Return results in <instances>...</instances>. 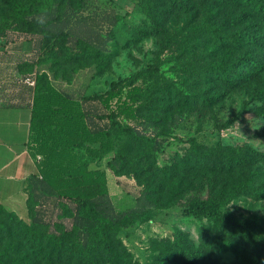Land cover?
Here are the masks:
<instances>
[{
  "label": "rangeland",
  "instance_id": "1",
  "mask_svg": "<svg viewBox=\"0 0 264 264\" xmlns=\"http://www.w3.org/2000/svg\"><path fill=\"white\" fill-rule=\"evenodd\" d=\"M30 2L0 0V104L26 103L36 80L86 100L88 113L106 124L115 156L78 152L105 172L115 211L146 207L151 218L104 229L103 244L67 217L73 205L33 181L28 220L0 211V250L16 245L14 259L27 255L20 264H264V118L255 111L264 108V19L243 0H36L33 20L54 39L70 31L61 47L19 28L17 12ZM237 31L256 40L225 38ZM244 56L257 67L237 64ZM217 66L224 72H213ZM139 71L147 73L134 82L150 94L136 119L93 98ZM207 197L235 222L253 214L262 221L241 232L188 213V202ZM31 218L50 230L75 224L78 249L68 253L65 239L50 252L48 233L36 234L44 256L35 261L23 227Z\"/></svg>",
  "mask_w": 264,
  "mask_h": 264
},
{
  "label": "trees",
  "instance_id": "2",
  "mask_svg": "<svg viewBox=\"0 0 264 264\" xmlns=\"http://www.w3.org/2000/svg\"><path fill=\"white\" fill-rule=\"evenodd\" d=\"M247 5H251L259 17L264 19V0H243ZM36 0H31L27 8H21L16 15L15 22L19 28L26 33L44 34L47 41L54 39L53 34L44 26L32 19V15L38 14ZM207 32L216 38L221 36L214 30L208 29ZM71 36L69 30L60 31L57 39L52 45L65 46ZM232 43L240 41H255L256 37L244 32L237 31L225 37ZM237 64L247 67H257V62L247 56L239 57ZM213 72H224L221 67H215ZM147 71H139L133 76L118 82H112L108 90L103 94L93 96L100 104L113 115L116 113L122 119L134 120L139 109L143 108L150 94V90L137 85L134 81L142 77ZM225 79L227 76L222 74ZM264 95V90L261 91ZM86 100L75 99L68 94H64L53 86L41 87L40 81L36 80L32 92V103L29 120V149L33 157L39 155L40 161L36 160L35 173L27 184V209L28 219L30 215V189L29 185L36 181L44 190L52 195L59 203L73 205L69 209V219L77 217L85 226L87 234L97 239L103 244L107 243L104 229L119 230L133 225L136 222L150 220L151 216L146 207H133L124 211H115L108 198V187L106 174L99 168H90L88 161L83 158V154L90 158H102L109 155L113 159L115 154L112 138L107 131V126L101 123L97 117L95 121L88 113L84 103ZM257 115L264 118V108L256 107ZM115 114V115H116ZM83 149V154L78 149ZM189 214L202 218L214 219L229 228H234L245 232L246 229L259 225L262 218L251 215L243 222H235L231 217L220 210L217 202L211 198L194 199L186 204ZM0 211L5 212L13 218L17 215L5 211L0 207ZM20 219V218H19ZM24 231L30 232L33 236L32 256L36 261L43 254L41 243L36 242V234L48 233V242L51 251L58 248L65 239H68V253L75 252L79 247L76 241L79 235L76 233V225L71 224L70 228L64 223H57L52 230L42 225L36 219L31 218L28 226H23ZM7 237L12 238L14 234L6 226ZM222 246L229 247V243H222ZM61 247V246H60ZM59 253V250L57 251ZM17 254L16 245L9 243L3 250H0V264H20L26 259V254L21 258L14 259ZM37 255V256H36ZM36 256V257H35ZM44 256V255H43ZM51 259V254L46 255ZM248 260L257 263L258 258L250 255ZM27 264V263H25Z\"/></svg>",
  "mask_w": 264,
  "mask_h": 264
},
{
  "label": "crops",
  "instance_id": "3",
  "mask_svg": "<svg viewBox=\"0 0 264 264\" xmlns=\"http://www.w3.org/2000/svg\"><path fill=\"white\" fill-rule=\"evenodd\" d=\"M32 98L0 104V207L28 220L27 184L36 170L29 149Z\"/></svg>",
  "mask_w": 264,
  "mask_h": 264
},
{
  "label": "built area",
  "instance_id": "4",
  "mask_svg": "<svg viewBox=\"0 0 264 264\" xmlns=\"http://www.w3.org/2000/svg\"><path fill=\"white\" fill-rule=\"evenodd\" d=\"M28 83L30 84V83H32V82L30 81V82H28Z\"/></svg>",
  "mask_w": 264,
  "mask_h": 264
}]
</instances>
